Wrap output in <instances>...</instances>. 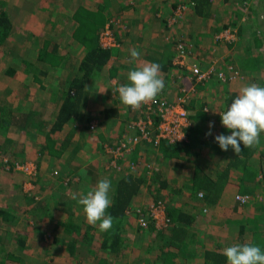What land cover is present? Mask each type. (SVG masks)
I'll return each instance as SVG.
<instances>
[{"label": "trees", "instance_id": "obj_1", "mask_svg": "<svg viewBox=\"0 0 264 264\" xmlns=\"http://www.w3.org/2000/svg\"><path fill=\"white\" fill-rule=\"evenodd\" d=\"M210 1L211 0H190L189 3L191 2V9L193 10L192 13L210 16ZM246 1L248 0L221 1L222 7L219 10L221 17L218 18V23H215L213 26L215 30L213 31L212 35V42H216L220 45L225 42V46L228 50L230 48L231 42L225 41L216 36L218 31L222 28L229 27L234 29V27H236L237 30L235 31L237 33V38L241 37V40L239 38L241 50L238 52V56L235 58L236 62L239 67L245 70H253L258 68L261 63L262 57L260 56L258 47L262 43L261 41L264 34L262 33L255 18L252 17L247 10L244 12L240 11V9H243L242 6H246ZM176 2L177 0H168L163 17L172 16V13L170 12L175 9ZM228 6H232V8H230L229 12H226ZM75 15L77 17L78 23L75 26L70 25L69 28L72 29V38H70V42H68L67 45H63V47L68 45L77 47L76 44H79L76 43L77 41H81V44L85 47L83 49L81 62L79 63V71L72 78H70V81L67 83V87L60 86L58 89L51 87L50 90H48L45 87L50 86L51 83L46 81L44 74L41 73L40 75H37L35 74L36 72L32 70L30 73L33 74L34 81L38 82V87L41 88L38 90L42 93V95H40V93L31 94V103L33 105L28 106L29 104H25L24 96L19 95V90L17 91L18 95H12L10 98L6 96L3 98V100H0V133L3 132L2 134H4L11 124L14 125L13 129L16 128L18 130L19 128L21 130H27V132L29 129L30 131L33 129L31 127H34L37 131L42 132L46 138V141L49 142L47 145L42 146L43 148L47 147L46 150L49 154H61V149H64L62 141L61 148L58 150L54 149V146L52 145L53 142L50 143V141H53V139L50 137V133H53L55 129L60 127L61 123H65L67 121H71L72 123L74 121L80 122L81 127L79 131H87L88 127L90 128L89 124L92 116L90 115L89 111L85 109L87 96L84 90V82L90 76L99 73L98 70L102 68L106 58L109 56L108 49L101 47L96 41L98 31L85 29L88 27V23L93 21L89 20L87 22V19L84 21L80 19L81 11L79 9ZM70 17L72 19V16H68L66 20H68ZM165 17L164 19H166ZM180 20L181 18H178L176 22ZM164 24L166 27L168 26L166 20L164 21ZM11 25V21L6 13L0 11V44L5 38L8 37ZM199 37L202 38V35ZM66 40L67 39H64V42H66ZM197 40L199 41V39ZM180 42L187 47L190 45V42L186 43L184 40H180ZM196 44H198V42H196ZM50 46H53L54 49H56V45L50 44ZM223 50H220L216 57H218L220 54H223L225 52ZM47 54L48 53L45 50L39 54L37 52V58L41 59V61H48L47 58L49 55ZM168 58L171 59L169 56L167 59ZM214 58L215 56L212 59ZM169 59L168 61L170 64ZM24 63H27V66L30 67V69H34L35 63H33V61L31 62V59L25 60ZM171 63L172 67L177 68L178 71L181 72L180 76L182 78L180 88L185 87L186 90H189V87L192 84L191 81H195L196 79L195 72L190 71L185 66V64L183 65L173 62V59ZM167 67L168 66H166L164 70H166ZM223 69H226L225 65ZM3 72L5 74L11 75V73H14V67L9 66L8 69ZM219 81L222 83L225 82L222 80ZM228 81L230 80H227L226 82ZM57 92L60 95L58 97L56 95ZM22 93L25 94L24 91H22ZM190 93L192 95H190L191 103H187V98H185V102H183L185 109L188 110V117L191 121L190 124L185 128V139L174 142H169L166 139H160L156 144L142 139L139 143H137V145L149 144L150 147L152 146V148L157 150V159L151 158L152 155L150 158H146L145 160L140 156H135L134 153H132V150L136 149V146H134L131 150L123 153L128 160H125L123 157L121 159L118 158L117 166H108L112 167V169H108V178H110L112 182V190L110 192L112 204L106 210V214H110L114 220L112 228L104 232L101 239L98 241L97 248L95 249H105L104 251L117 252L121 244L125 245V247L121 250L122 257L119 258L122 259L116 260L118 262L117 264H193L192 262L195 259L200 260V263L198 264H227V259L222 254L226 247L234 246L236 244L243 245L246 243L255 245L253 242V240H255V234L261 233V230H263L262 228H258L257 225L264 224V201L257 205V207L263 208L261 213L259 210H257V207L255 208V218L251 220L252 222L238 224L239 229L234 230L233 233L235 237H233V239H228L227 236L218 234L216 232H207L206 229L201 225L196 226L197 216L193 215V213L189 212V210L185 209L184 207H181L182 205H190V207L193 206L195 208L196 193L199 190H203L204 192L202 203L205 202V204L208 203L215 204L214 206H221L222 204L219 202H224L221 199H230L231 196L233 199H235L236 193H242L241 191L247 192L252 188V186L248 185H251L253 182L252 177L257 172H254V170L264 163V144H262L261 141L258 145L252 148H243V145L241 144V152L237 155L232 150V155L229 157L226 154L227 151H223L217 145H214V143H216L215 136L220 135L221 131H226V128L223 126H213L211 129H209L208 124L204 125L205 127H203L202 120L207 117L205 114H208V110L204 109L203 106L206 107L209 101L207 100L206 96L203 93L201 94L196 88L192 89ZM225 100H228V98ZM41 101L48 102L49 105L46 110L44 107L42 108V104L40 103ZM55 102L59 103L57 110L52 108V105ZM198 104H200V108L197 107ZM15 109L18 111L14 112ZM41 109H43V112ZM114 109L115 108L109 107L107 108V112L110 114L114 111ZM129 109L132 108L130 107ZM142 109L145 110L146 107L143 106ZM191 109L193 112L189 113V110ZM47 111H49V113H46ZM131 113V116H138V114H143L144 112H140L139 110H131ZM151 115H153L152 110ZM50 117L53 118L52 121L49 120ZM71 128L72 126L67 129L69 132L67 133L68 136L71 135L70 133L74 134V128H77V126L74 125V128ZM90 131L92 130L90 129ZM209 131H211L212 134L206 136V133ZM126 132L127 131H124L123 135ZM209 144L214 150L212 153L213 158L208 162H203L201 159H199V154H201L200 152H202L203 149ZM108 145L115 146V142H111ZM39 150L42 152V149ZM103 150L106 152V146L104 144ZM128 153L129 156L127 155ZM224 157H226L225 160L223 159ZM106 159V164H108L109 157L107 156ZM13 161L14 157L9 155L7 161L4 160L2 163L3 165L7 163L9 167L13 166ZM127 161L130 163V166H124V163L126 164ZM185 161L190 162L192 165L191 174L186 180L190 182L189 192L191 190V194L189 195L182 192V187L187 188L188 186L186 185V182H182L180 184L171 183L165 176L162 169L163 165L166 167L172 166L173 168L177 165L175 164L176 162L183 164ZM131 164L140 166L141 169L139 170L138 174H134V171H129L130 167H132ZM119 166L120 168H118ZM242 178H245V180ZM233 192L234 194L232 195ZM145 193H149L150 196L154 197L151 199V201L157 199V195L159 193L164 194L168 222L161 228H157L152 220L149 221L146 226H139L137 224L135 228L136 246H139V248L134 247L136 249L132 251L127 249L125 250V248L130 246V244L129 240L126 241L128 236L124 233V231L129 230V228L133 227L135 224L134 220L135 216L137 215L135 212V207L140 206L145 208L148 205L147 203H142V201L140 202L141 195ZM177 197H179V202H181V204L178 206H176L174 202L176 201ZM134 203L136 206H133ZM248 203L251 202L249 201ZM17 204H19V201H17ZM14 210L16 209L0 207V217L12 219ZM249 210L250 208L248 211ZM200 216L204 218V216ZM240 216L236 218V221L239 220ZM253 224H255V226L251 233L252 237L254 238H252V240H243L244 233L248 231V229L251 228ZM231 227L235 228L232 225ZM72 228H74L75 234H79L77 232H79L80 229H78L76 232L75 223L69 224L67 226V231H71ZM84 229L85 231L82 232L83 235H79L77 240L74 238L73 241H68L66 246H63L62 241L58 240L57 236L53 234H49L48 239H45L44 235L40 234L38 239L39 243L35 245L29 242L28 236L24 233H21L22 235L17 240L21 247H24L29 243L27 247L28 256L30 258L39 254L50 253L51 255V252L47 250V245L50 247V249H55L54 254L60 252L62 248L68 249L70 253L72 251H78L80 253L83 250V247L80 249L82 244H79L81 243L79 240L85 239L84 241H87L89 237L92 239L90 234H86L91 228L86 227ZM163 230L165 231L164 234H166L165 240L167 243H161L160 245H157L156 248V245L152 244L153 241L156 242L154 236H159L158 233H163ZM44 244L46 247H44ZM258 244V246L263 251L264 244L261 242ZM2 247L7 248L6 246ZM153 247L158 250H155V257H149L148 255L150 254V250H152ZM8 251L7 254L0 252V264L8 261ZM126 255L130 256L126 257ZM130 257L132 259H129ZM82 263L83 262L81 261H77L76 264ZM19 264L22 263L19 261Z\"/></svg>", "mask_w": 264, "mask_h": 264}, {"label": "rangeland", "instance_id": "obj_2", "mask_svg": "<svg viewBox=\"0 0 264 264\" xmlns=\"http://www.w3.org/2000/svg\"><path fill=\"white\" fill-rule=\"evenodd\" d=\"M138 0H132L130 1V3H137ZM190 0H177L176 2V7L175 9H173L170 13H172V16H166V19L162 18L160 15H155V11L154 8L156 7L155 4L152 2V0H146L145 1V5H142V8H146L144 12H147L148 10H152L151 14H149V18H146V21L149 23V25L151 26V31L152 33H158V31L160 29H162L163 33H162V38H158V34H153L150 36L149 40L150 41H167V42H171L172 40L174 41V49L173 51L174 56L177 52L176 46L178 44V42H180V40H184L187 42H190V45L184 46L183 47L186 49V55L185 57L182 59L183 63L180 64H185L189 66V70L192 72H195V76L199 73L205 72L207 73V76L205 75L203 77L202 80L199 81V79H195V81H191L192 84L189 87V90H186L185 87H181L180 88V84H181V72L178 71L177 68L171 67L169 68V72H172V74L174 75L175 79H172V83L171 81H169V86L171 85L172 87H169L171 90L167 91V93H169L170 95H166V94H159V99L161 98H168L172 101L177 100L179 97H184L187 98V103L190 104L191 103V93L190 91L194 88L198 89L201 94L203 93L206 96L207 101V105L204 109L208 110V117H209V123L212 122L213 126H222L221 125V119H220V115L219 112H223L227 110V107H229L231 105V103L233 102L235 95L234 94H238L239 90L247 85H250L252 83L257 84L260 87H264V47L262 48V50L259 49L258 47V51L260 53L261 58V63L258 66V68L253 69V70H245L241 67L238 66L237 62H236V56H238V52L241 50L240 48V42H239V38L241 40V37L237 38L235 40V46H233V50L231 51V49L227 50V47L225 46L226 43L223 42V44H217L216 42H212V35H213V31L214 29V24L218 23V18L221 17L219 10L222 7V5H220L221 0H215L213 1V3L210 4V9L209 12H211L210 16L206 15V16H195L194 14L192 15L191 13H189L190 9H187V7L191 6V3H189ZM72 2L73 0H0V11H3L6 13V15L9 17L10 21H11V27H13V30H16L17 27H19V32L15 33V31H10L9 32V36L3 41L2 44H0V86H2L3 88L0 87V100H3V98L6 97V95L8 94V89L9 88H13V82H16V78L18 79L17 73H25V74H29L32 70L36 73H38V69L43 67V66H47V68L45 69L46 71L49 72V75L46 78V81L51 83L50 86L45 87L46 89L50 90L51 87L54 88L53 86V81H55L54 79L56 78L55 74H57L58 77H64L63 75H66V78L64 80L67 79L66 83H68L70 81V76H72V74L70 73L71 69H74L75 65L73 66V64L75 63L76 60H79V57L75 54V50L77 47L68 45V46H61L62 48L60 50L54 49V51H56L54 54L49 55V57L47 58V60H43L40 61L38 63L35 62V66L34 69H30V67L27 66L26 64H21L19 62L15 63L12 62L13 60H9L8 57H11V55L13 53H18V49L21 48L22 46L15 43L16 42V37H20V36H26V37H32L33 39L37 40V39H41L43 38V36H49V40L50 39H56L60 37V33L65 34L66 33V28L70 27V25L72 24V19L71 17L66 20L65 17L67 15L71 14V8H72ZM182 2V3H180ZM38 3L41 4H48V6L50 7V5L52 6V8L48 11L45 12L46 15H40V13L38 12L40 10ZM263 3L264 0H248L245 2L246 6H242L243 9H240L241 12L244 11H248L249 14L255 18V20L257 19L259 21L260 24V29L264 30V8H263ZM50 4V5H49ZM183 4V5H181ZM66 5V9H62L61 6ZM167 6V4H166ZM165 7V6H164ZM180 7H186V11L185 10H181ZM230 8H232V6H228L227 11L229 12ZM164 9V8H163ZM165 11V10H164ZM61 12L64 14L62 19L60 17L59 21L60 22H56L53 24H49V26H46L45 28V32H43L41 35H37V31H35L34 33H30V32H25L22 33V27L25 26L27 24V22H25V18L30 16L31 14L33 15V18L37 21H43L46 19L47 21V16L50 19H54L56 14H61ZM114 8H110V11H106L107 16H109L105 23L108 20H112L113 22L111 23V27L112 29H114V32L116 35H120L121 34V30L120 28H122L121 26H125V24H127V17H124L123 14H126L129 12L128 8H124L120 11L117 12V14H114ZM186 12V13H185ZM160 14V11L158 12ZM185 13V14H184ZM114 14V15H113ZM116 15V16H115ZM31 17V16H30ZM258 17V18H257ZM178 18H181L180 21L176 22ZM65 19V20H64ZM64 20V21H63ZM167 21L168 26L164 27V21ZM110 22V21H109ZM104 23V24H105ZM61 24H66V27L64 26V29H58L57 27L60 26ZM104 24L101 26L103 28ZM101 25V21L100 18L98 17V20L95 22H92L91 24L88 25V29L89 30H98L100 31L102 28H100ZM100 28V29H99ZM160 28V29H159ZM221 30V29H220ZM219 30V31H220ZM57 31V32H56ZM202 35V38H200L199 36ZM15 37V38H14ZM199 39V41L197 40ZM30 40V38L28 39ZM28 40H23L24 41H28ZM149 41V42H150ZM196 42H198V44H196ZM262 42V41H261ZM181 43V42H180ZM262 44V43H261ZM260 44V45H261ZM21 46V47H20ZM232 44L230 45L231 48ZM172 47V48H173ZM224 49V50H223ZM64 50V51H63ZM188 50V51H187ZM220 50L222 51H226L227 53V57L222 55L219 58L216 57V55L220 52ZM257 52V51H256ZM15 54V55H16ZM83 54V53H82ZM215 56L214 59H212ZM36 60L35 58L31 59V62ZM219 60H223L222 62H220ZM62 62H66L62 63ZM176 63V61H175ZM39 64L42 65L39 67ZM14 65L16 68H19L18 71L14 70V73H11V75L5 74L3 71L4 69H8L9 66ZM224 65L226 66V69L224 68ZM48 66H50L49 68L51 70H49ZM231 66V67H229ZM15 68V69H16ZM52 68H54L52 70ZM221 68V69H219ZM79 66L78 68L75 70L76 72H78L79 70ZM5 70V71H6ZM220 70L225 71L226 76L228 77L229 75L231 76L230 81L226 82L227 80H223L221 78H219L217 76L218 72ZM35 75V74H34ZM249 75V76H247ZM33 75H31L32 77ZM201 76V75H200ZM170 78V76H169ZM225 81V86L229 88V91L227 92V95H224L223 90L222 89V83H220L219 80ZM176 80V81H175ZM22 80L19 79V82H21ZM199 82V83H198ZM65 83V82H63ZM85 83V82H84ZM242 83V84H240ZM22 84V82L20 83V85ZM37 86V87H36ZM63 87H67V84H65ZM36 88H40L38 87V82L34 81V83L31 86V89L28 88L30 91L36 92L33 89ZM90 90L92 91V95L93 97L90 99V103L88 104L90 107H88V111L89 112H94V111H98L97 113H100L102 115V110L99 111V109H101L103 107V105H107L106 102V98L104 99L103 97L107 96L108 98H113V95L116 96L118 94L117 91V87H111V88H107V94L104 90H97L95 86L90 85L89 86ZM111 89V90H110ZM184 89V91H183ZM206 91V92H205ZM34 94V93H32ZM37 94V93H36ZM105 95V96H104ZM191 95V96H190ZM217 95V96H216ZM119 96V94H118ZM216 96V97H215ZM221 98L223 99V101L221 102ZM228 98V101L226 102L225 99ZM118 100L120 101V99L118 98ZM88 103V102H87ZM222 103V107H221V111H217L218 106ZM156 104V103H155ZM153 105L152 111L155 114L153 117H150V120L155 121L157 120V115H156V105ZM1 109V106H0ZM18 110H14V112H17ZM191 112H193V110H190ZM145 113V112H144ZM143 113V114H144ZM98 115V114H97ZM135 116L133 117V115L131 117H129L127 119L126 125H125V131H127V123L134 119ZM214 118V119H213ZM95 120V119H92ZM91 120V121H92ZM113 121H118L117 119H114ZM112 121V122H113ZM81 124V123H79ZM107 123H103L100 125L99 129H97L96 131H93L95 128H88V131H90L89 129L92 130V132H87L86 134L87 137L81 136V138L84 139H89L91 140L94 139L96 136L94 134H99L100 132H107L108 129L106 128ZM112 126V125H110ZM152 129L154 130L156 125H149ZM14 125L11 124L9 125V128L6 130V132H4V134H2L3 132L0 133V160H1V165H0V185L2 190L0 191V204H4L3 206H5V208H9L8 204L10 205H17V201H28L31 200L33 196L32 192H28V190H26L25 188H29V187H25L22 185L23 190L21 193V191L17 190L19 188V186L15 183L14 186L11 187L9 186L8 188V182L10 181V179H15L16 176L13 173H9L5 168L4 165L2 163V161H4L5 159H7L10 156L14 157V160H20L21 157L25 154L28 155L29 150L27 148H25L24 152H21L19 150L20 147V142L24 141L23 140V135H18L15 133V131H17V129H13ZM96 127V126H95ZM157 128V127H156ZM228 131L226 129V131H221V134L224 135H230L228 134ZM37 132L36 129L32 130L29 134ZM81 132H86V131H81ZM23 133H27V130H23ZM6 136V137H5ZM27 136V135H25ZM28 137V136H27ZM107 139L110 140H114L116 138V135H110L108 134ZM75 140V139H73ZM260 141L262 144H264V132L263 134H260ZM107 146L109 143H107ZM105 144V146H106ZM214 145H218V143H214ZM136 148L140 147L141 149L139 150V156H142L144 158V160L146 158H154L157 159L156 157V153L157 150H155L154 148H152V146L150 147L149 144H142L140 146H138L137 144L135 145ZM207 147H205L203 149L202 152H200L201 154H199V159H201V161L203 162H208L210 161L213 157V152L214 150L211 148L210 150L212 151H208V153H205ZM220 148V147H219ZM35 152L39 153V148L35 147ZM106 153V152H105ZM104 153V155H106ZM32 154L33 153H29V158L32 162H34L36 164V169L39 170L36 173V178L39 176L40 173H42V175H44L47 178H50L51 181H53L55 183L56 178L53 176V173L55 172L56 168H54L52 171L50 169V171H45L46 168L43 167V165H48L45 161H41L40 159L37 161L35 158H32ZM229 156L232 155V149H229L226 153ZM71 156H73L72 154H70ZM70 156V158H71ZM106 157V156H105ZM125 158V160H128L127 157L122 154L121 158ZM44 158H42L43 160ZM65 159H66V155H65ZM221 159V158H220ZM224 160L226 159V157L223 158ZM40 161V163H39ZM49 162V160H47ZM78 161V160H77ZM80 163V161H78ZM142 162V161H139ZM67 166H65V168H67L70 171H73V166L78 165V163L75 161V163H72L71 160L67 161ZM112 164V163H111ZM184 164V165H183ZM182 166L179 168H175L172 166L171 167H166L163 165V172L165 174V176L168 178V180L171 183H178L180 184V182H186L187 188L182 187V192L184 194H191V190L189 192V185L190 182L186 181L190 174H191V170H192V165L190 162H183ZM38 165V166H37ZM107 167L111 166L110 164H105ZM125 165H129L130 163L125 164ZM132 165V164H131ZM113 167V166H112ZM139 166H135L134 164L132 165V167H130L129 171H134V174H138L139 170H138ZM120 168V166L118 167ZM112 169V168H111ZM177 170V171H175ZM254 170V169H253ZM58 171V169H57ZM257 171V172H256ZM39 172V173H38ZM255 175L252 177L253 182L251 185L248 186H252L251 189H249V193H252L253 195H255L256 201H253L252 199H250L249 201L251 203H244V205H238L236 204L237 202L235 201V199H233V197L231 196L230 199H221L224 202H219L220 204H222L221 206H214L215 204H205V202L202 203L203 201V196H204V192L203 190H199L202 191V195H198V192L196 193V198H195V203H196V207L194 208L193 206L190 207L189 206H184L182 205L181 207H184L185 209L189 210V212L193 213V215L197 216V222H196V226H203L207 232H213V233H218L221 235H226L228 236V234L232 235L233 233V228L231 227L232 224L233 227L238 226V224H243V223H250L252 222L251 220L255 218V214H254V210L257 207V205L260 204V202H262L261 196L263 194L264 191V163L261 164L260 167H257L254 170ZM16 174H19L17 172H15ZM59 173V171H58ZM73 172H70L69 174H67L66 176H64L63 178H69L71 177ZM188 173V174H187ZM41 175V176H42ZM55 176H57L56 174H54ZM243 180H245V178H242ZM20 185V184H19ZM13 190V191H11ZM240 191V190H239ZM235 192V191H234ZM234 192L232 193V195L234 194ZM72 193H70L69 195H72ZM178 196V195H176ZM180 196V195H179ZM154 198L153 196H150L149 193H145L141 195V200L142 203H148L151 202V199ZM162 199L163 201H166L164 199V194L163 193H159L157 195V199ZM32 201V200H31ZM180 199L179 197L176 198L175 205L178 206L181 204V202H179ZM229 202V203H228ZM8 203V204H7ZM138 203V202H137ZM228 203V204H227ZM77 205L78 202L76 203ZM206 205V206H205ZM71 206V205H69ZM133 206H136V204L134 203ZM132 206V207H133ZM252 206V207H251ZM34 207L37 208V205H34L33 202L32 203H27L26 207H23V209H20V211L17 209V211L12 215L14 218L12 219H6L5 217H0V246H6L7 248H3L0 249L1 253H5L7 254V251L9 250L12 254L8 255L7 257L9 258L8 261H6L3 264H19V261L22 264H76L77 261H81L83 262L82 264H117L118 262L116 260H121L119 259L121 256V250L125 247V245H120V248L117 250V252H108V251H104L103 249H95L98 246V242L99 239H96L97 237L99 238L101 235L104 234V232L99 231V227L98 224L96 227H93L91 225H89L86 222V218L84 216L83 213V208L81 207L79 209V212L77 214H75L77 220V222L82 221V223L84 225H86V227H90L91 231L93 230V232H95L96 234V242L93 241V243L91 244V239L89 238L87 241H81V243H79L80 245L82 244L81 248H91V249H83L80 253L77 252H72L70 253L68 250L62 248L60 252H58L56 255L59 256H55L53 258V254L50 255V253H46V254H39L37 256H34L32 258H30L28 256V247L27 245H25L24 247H21L18 243V240L15 239V234L19 235L21 233H24L28 236L29 238V242H31L32 244H38L39 241V236L41 234L40 229L38 228V226H34V222L31 223V227H29L30 229L27 228V225L25 223L27 222H31L33 220H35L36 215L38 214V209L34 211ZM71 207H74V210L77 207L80 206H76L73 205ZM136 208V207H135ZM208 208V209H207ZM250 208V210H252L251 212L248 211V209ZM233 210H235L237 212V210H239V215L240 216L239 220L236 221V214L232 213ZM257 210H259V212L261 213L263 208H259L257 207ZM248 211V212H247ZM166 212V209H165ZM257 214V213H256ZM200 215L204 216L201 217ZM79 217H83V219H79ZM136 217V216H135ZM74 218V217H73ZM133 218V217H132ZM14 222H16L14 224ZM36 222H38L36 220ZM134 225L133 227H130L129 230L124 231V233L128 236V238L126 239V241L129 240V244L130 246L126 247L125 250H129L132 251L137 247L139 248V246H136V233H135V228L137 226L136 223V218L134 220ZM21 224H24L23 227H21ZM154 225L157 228H161L164 225H166V220H164V212L161 215V219L158 222V224L156 225V223H154ZM258 228H262L264 230V226L263 224H258L257 225ZM199 229V228H198ZM162 230V229H160ZM261 230V229H260ZM261 230V233H256L255 234V240H253L255 245H259L258 243H262L264 244V231ZM72 231V230H71ZM91 231H89V233H91ZM164 231V230H163ZM18 232V233H16ZM248 232L250 233V228L248 229ZM165 231L163 233H158L159 236H154L155 237V241L156 242H152V244L156 245L155 247L157 248V245L165 244L167 243L165 238H166V234H164ZM45 234V235H44ZM49 234H53L55 235V232L50 233L48 231L43 232V235L45 237V239L49 238ZM55 236H57L58 240L62 241L63 246L67 245L68 241H73L72 236L70 235V233L67 230H62L60 232H58V234H56ZM130 236V237H129ZM229 237V236H228ZM75 238V237H74ZM92 238V237H91ZM18 239V238H17ZM231 239V238H230ZM32 240V241H31ZM248 240V239H246ZM45 241V240H44ZM125 241V243H126ZM169 241V240H167ZM90 242V243H89ZM124 243V244H125ZM89 244H91L89 246ZM127 245V244H126ZM44 247L45 244H44ZM155 247H153L152 250H150V254L148 255L149 257H155ZM80 248V249H81ZM264 249V246H263ZM47 250H49V252L54 253V250H51L50 247H48L47 245ZM199 251V250H198ZM264 251V250H263ZM125 256V255H124ZM123 256V257H124ZM130 255H126V257H129ZM199 257V256H198ZM129 259H132L131 257ZM200 259V257H199ZM193 264H198L200 263V260L195 259L193 262Z\"/></svg>", "mask_w": 264, "mask_h": 264}, {"label": "crops", "instance_id": "obj_3", "mask_svg": "<svg viewBox=\"0 0 264 264\" xmlns=\"http://www.w3.org/2000/svg\"><path fill=\"white\" fill-rule=\"evenodd\" d=\"M64 1V0H62ZM130 1L132 0H73L72 2V8H71V14L67 15L65 17V19L68 16H72V24L71 25H76L77 22V17L75 15V13L77 12V10L79 9L81 11V15H80V19H82L83 21L87 19V22L89 20L91 21H97L98 17L100 18L101 21V25L100 28H102L101 26L105 23L106 19L109 17L107 16L108 11H110V8H114V14H117L118 11L124 9V8H128L129 12L126 14H123L124 17H127V24H125V26H121L122 28H120V30L122 31L120 35H116L115 32V40H116V44L109 46V47H105L108 49L109 51V56L106 58V61L104 63V65L102 66L101 69H99V73L98 74H94L93 76H90L89 78H87V80L85 81V85H84V90L87 96V102H86V106L85 109L88 110V107H90L88 104L90 103V99L93 97L92 95V91L90 90L89 86H95L97 90H104L107 94V88H111L116 86L117 88H119L121 85H125L128 84V80H127V76L130 70H135L138 67L143 66L145 63H158L161 66V76L164 80V84L165 87L162 90V92L160 94H166V95H170L169 93H167V91H170L171 89L169 87H172L171 85L169 86V81H171L172 83V79L174 78V75L172 74V72H169V68L172 67V59L173 62L174 61V41L172 40L170 43L167 41H150L149 38L151 35L153 34H158V38H162V29H160L158 31V33H152L151 31V26L149 25V23L146 21V18H149V14H151L152 10H148L147 12H144L146 10V8H142V5H145V1L146 0H138L137 3H130ZM215 1V0H213ZM213 1H210V4L213 3ZM222 1V0H221ZM152 2L155 4V15H160L162 18L163 17V13L164 10L166 8V4L168 2V0H152ZM224 4V3H223ZM39 8L40 10L38 11L40 13V15H46L45 12H48L52 6L50 5V7L48 6V4L44 3V4H39ZM220 5H222V2L220 3ZM165 6V7H164ZM66 5L61 6L62 9H66L65 8ZM164 8V9H163ZM192 8L191 6L187 7V9ZM263 8H264V3H263ZM209 9H210V5H209ZM107 11V14H106ZM160 11V14L158 13ZM186 11V8H185ZM192 15H193V10L190 9L189 10ZM186 13V12H185ZM113 14V15H114ZM62 19L63 17V13L61 12V14H56L55 18L52 20L48 18L47 16V21L46 19L43 21H37L33 18V15L31 14L30 16L25 18V22H27V24L25 26H23L22 28V33L25 32H30V33H34L35 31H37V35H41L43 32H45V29L47 28L46 26H49V24H53L56 22H60L59 19L60 17ZM195 16H201L203 17V14H195ZM75 18H74V17ZM116 16V15H115ZM166 18V17H165ZM258 18V17H257ZM64 19V20H65ZM63 20V21H64ZM256 22L259 24V21L256 19ZM92 22L88 23L91 24ZM64 26L66 27V24H61L60 26H58V29H64ZM85 26V25H83ZM260 26V24H259ZM46 27V28H45ZM165 27V25H164ZM19 27H17L16 30H13L14 28L11 27L10 31H15V33L19 32ZM99 28V29H100ZM86 30L88 29L85 28ZM83 30V29H82ZM9 31V32H10ZM93 31H98L93 30ZM114 31V29H113ZM262 33L264 34V30H261ZM57 32V31H56ZM72 29H70L69 27L66 28V33H60V37L56 39H48L49 36H43V38H39L37 40L33 39L32 37H29L30 40H28L29 38L26 36H20V37H16V42L17 44L21 45L18 49V53H13L11 55V57H8L9 60H13L12 62L17 63H21V64H25L24 61L25 60H30L32 58H35L36 60L33 61V63H38L39 60L41 61V59L37 58V52L38 54L40 52H43V50H45L48 54L47 55H52L54 54L57 50H60L63 45H67L68 42H70V38H72L71 35ZM84 32V30H83ZM251 32V31H250ZM9 36V35H8ZM15 38V37H14ZM262 44L259 46V49L262 50V48L264 47V35L262 37ZM6 39V38H5ZM4 39V40H5ZM64 39H67L66 42H64ZM163 39V38H162ZM3 40V41H4ZM23 40H28V41H24ZM96 41L98 42V35L96 38ZM150 41V42H149ZM3 43V42H2ZM1 43V44H2ZM79 44L77 45V48L75 50V54L80 58L79 60H76L75 63L73 64V66L75 65L74 69H71L70 73L72 74V76H70V78H72L77 72L75 71L78 66L79 63L81 62V57H82V53H83V49H84V45L81 44L80 42H76ZM50 44H54L56 45V51H54V47L50 46ZM74 44V43H73ZM49 45V46H47ZM173 47V48H172ZM104 48V47H103ZM130 49H136L140 52V57L138 58V60L130 62ZM64 51V50H63ZM168 52V53H166ZM166 53V54H165ZM228 52H224L223 54L226 55ZM16 54V55H15ZM165 54V55H164ZM170 57V64L169 61L167 59V57ZM220 62H222L223 60H219ZM43 62V61H42ZM224 62V61H223ZM67 64L66 62H62ZM167 63V64H166ZM166 64V65H164ZM14 70L18 71L19 68H16L18 66H14ZM42 66L39 64V67ZM167 67L166 70L165 67ZM50 66H48L49 68ZM186 67L188 69L189 66L186 65ZM16 68V69H15ZM47 68V66H43L41 68L38 69V73H35L37 75H40L41 73L44 74V77L47 78V76L49 75V72L46 71L45 69ZM6 69H4L5 71ZM49 70H51L49 68ZM53 70V68H52ZM31 73L29 74H25V73H17L18 79L16 78V82H13V88H9L8 89V94L6 95L7 97H11L12 95H18L17 91L19 90V95L24 96V102L25 104H29L28 106L33 105L31 103V94L34 93H40V95H42L41 92H39L38 89L41 88H36L33 89L36 92L30 91L28 88L31 89L32 84L34 83V79L33 76L31 77ZM66 75H63L64 77H58L57 74H55L56 78L54 79L55 81H53V86L54 89H58L60 86H64L67 81L64 80L66 78ZM170 76V78H169ZM249 76V75H247ZM19 79L22 80V84L20 85L21 82H19ZM219 80V79H216ZM65 82V83H63ZM220 83H222L220 81ZM242 84V83H240ZM1 88H3L2 86H0ZM37 87V86H36ZM111 90V89H110ZM223 90L224 95H227V92L229 91V88L225 86V82L222 83V89ZM22 91L25 92L22 93ZM206 92V91H205ZM201 93V92H200ZM239 93V92H238ZM119 94V93H118ZM118 94L116 96L113 95V98H108L107 96L103 97L104 99L106 98V102L107 99L109 102H107V105H103V107L101 109H99V111L102 110V115L100 113H97L98 111H94V112H89L90 115L92 116V119H95L97 121V125L95 127V129L93 131H96L97 129H99L100 125L103 123H107L106 128L108 129L107 132H100L98 135L94 134L96 137L94 139L91 138V140L89 139H84L81 138V136L87 137L88 134H86L87 132H92V131H86V132H81L79 131L80 129V122L74 121L73 123L71 121H67V122H63L60 124V127H58L57 129L54 130L53 133H50V137L53 139V141H50V143L53 142V146L55 150H58L61 148V141L63 142V147L64 149H61L60 153H52L49 154L46 150V148H43L42 146L47 145L46 138L44 136V134L40 131L34 132L29 134L32 130H34V127H31L33 129L28 130L27 133H23V129H19L17 131H15L16 134L18 135H23V140L22 142H20V147L19 150L21 152L25 151V148H27L29 150V153H33L32 154V158H35L37 161L40 159L41 161H45L48 165H43L45 169V171H51L56 168L57 171V176H55L53 174V176L56 178L55 183L53 181H51L50 178L45 177L44 175H42V173L39 174V176L36 178L33 177L32 179L28 178L27 174L18 168H15L14 166H9L7 167V165L4 164V168L10 173H13V176L15 174L16 178L15 179H10V181L8 182V188L9 186L12 189V186H14V184L16 183L19 188L17 190L21 191L23 190L22 185L25 187H29V188H25L26 190H28V192H32L33 196L32 197V201L28 200V201H19V204H17L16 206L14 205H10L8 204V207L10 209L14 208V209H18L20 211V209H23V207L27 206V203H32L34 205H37V208L34 207V211L38 209V214L36 215V219L31 221V222H27L25 223L27 225V228L30 229L29 227H31V223L34 222V226H38V228L41 231V234H43V232L48 231L50 233L55 232V235L58 234V232L62 231V230H67V226L69 224H74L76 226V232L78 229H80L79 234H75L74 228H72V231H69L70 235L72 236V238L77 240L79 235H83L82 232L85 231L84 228H86V225H84L82 223V221L77 222L74 220H77L75 214H77L79 212V209L83 206L82 205H77L76 203L78 202V199L83 196L86 195L88 191L92 190V188L95 187V185L98 183L99 180L101 179H109L108 178V169H111L112 167H107L106 161H107V154L105 153V151L103 150V144L105 145L106 142L111 143V142H116L117 139H119V137L121 138L124 131H125V125L127 122V119L131 116V110L129 109L128 106H125L124 104H122L121 101L118 100L119 96ZM57 97L60 96L58 94V92L56 93ZM207 95V94H205ZM235 96L237 94H234ZM217 96V95H216ZM215 96V97H216ZM39 97V96H38ZM160 96L158 95L157 97H155L152 101L151 104L153 103V105L157 102V99ZM44 99V98H43ZM46 100V99H44ZM221 102L223 101V99L221 98L220 100ZM226 102L228 100H225ZM42 105V108L44 107L45 110L48 107V102L45 101H41L40 102ZM59 103H53L52 108H55V110H57ZM156 105V104H155ZM115 108L114 111L112 113L109 114V112H107V108ZM200 108V104H198V106ZM222 107V103L218 106L217 111H219ZM203 108H205V106H203ZM41 111L43 112V109H41ZM50 111V110H49ZM49 111H47L46 113H49ZM221 111V110H220ZM189 113H191V111L189 110ZM98 114V115H97ZM207 117L202 120L203 124L202 126L205 127L204 125L208 124L209 125V117L207 114H205ZM134 117V115H133ZM90 119V120H92ZM114 119H117L118 121H113ZM214 119V118H213ZM49 120H53L52 117L49 118ZM113 121V122H112ZM72 123V124H71ZM74 125L77 126V128H74ZM112 125V126H110ZM70 126H72L71 129L74 128V134L70 133L71 135L68 136L67 133H69L67 131V129L70 128ZM48 128V127H47ZM89 128V127H88ZM90 130V129H89ZM110 134L112 135H116V138L114 140H110L107 139V135ZM228 134H231L230 131H228ZM27 135V136H25ZM75 139V140H73ZM142 145V144H141ZM140 146V145H138ZM35 147L42 149V152L36 153L35 152ZM216 148V147H215ZM141 148L137 147L136 149H133L131 152L134 153L135 156L139 157V150ZM211 149L210 144L207 145V148L205 150V153H208V151ZM40 151V150H39ZM212 151V150H210ZM29 153L28 155H23L21 157V159L23 160H30L29 158ZM104 153L106 155H104ZM70 154H72L73 156H71ZM65 155H66V159H65ZM129 156V153L127 154ZM71 156V158H70ZM106 156V157H105ZM141 158H143L142 156H140ZM42 158H44L42 160ZM158 158V156H157ZM20 159V160H21ZM144 159V158H143ZM49 160V162L47 161ZM71 160L72 163H75V161L78 163V165L73 166V171L68 170L67 168H65V166H67V161ZM80 161V163L78 161ZM15 161V160H14ZM31 161V160H30ZM123 162V160H122ZM40 163V161H39ZM94 163V164H93ZM175 164H177L175 166V168L177 167H181L182 163L176 162ZM0 165H1V160H0ZM38 166V165H37ZM141 169L140 166L138 167V170ZM39 171V170H38ZM177 171V170H175ZM15 172L19 173L16 174ZM70 172H73L71 175V179L68 182L64 181V176H66L67 174H69ZM39 173V172H38ZM188 174V173H187ZM42 175V176H41ZM14 183V184H13ZM181 183V182H180ZM20 184V185H19ZM178 184V183H175ZM2 185H0V191L2 190L1 188ZM13 191V190H11ZM72 195H69L70 193H72ZM73 196L77 197V199H73ZM4 204H0L1 208H5V206H3ZM73 205L76 206H80L77 207L74 210V207H71ZM16 210L13 211V214L16 212ZM232 213L236 214V217H239V210H237V212L235 210H233ZM74 217V218H73ZM12 218H14L12 216ZM79 219H83V217H79ZM36 220L38 222H36ZM16 222H14L15 224ZM234 224H232L233 226ZM24 224H21V227H23ZM29 226V227H28ZM79 226V227H78ZM254 226L255 224H253V226L250 228V233L248 231H246L244 233V237L243 240H252V230H254ZM264 226V224H263ZM235 229H239V226H237V228H233V232ZM89 231H91V229H89L87 231V235L90 234L92 236L91 239V244L93 243V241L96 242L95 238L97 237L95 232H93V230L91 231V233H89ZM18 233V232H16ZM22 234L16 235L15 234V239L17 240V238H20ZM45 235V234H44ZM226 236V235H225ZM229 236V237H228ZM227 238L228 239H233V237H235L234 233H232V235L228 234ZM102 235L96 239H101ZM130 237V236H129ZM90 238V237H89ZM85 239H80L79 241H84ZM98 242V241H97ZM90 243V242H89ZM89 244V245H91ZM98 244V243H97ZM79 246V245H78ZM82 246V245H81ZM81 248V247H80ZM97 248V247H96ZM0 249H2V247L0 246ZM79 249V248H77ZM83 249H88V248H83ZM54 250L55 249H52ZM68 250V249H66ZM8 254H12L10 251H8ZM74 252V251H72ZM71 252V253H72ZM58 253V252H57ZM56 253V254H57ZM51 254H53V257L55 256H59L53 253V251L51 252Z\"/></svg>", "mask_w": 264, "mask_h": 264}, {"label": "clouds", "instance_id": "obj_4", "mask_svg": "<svg viewBox=\"0 0 264 264\" xmlns=\"http://www.w3.org/2000/svg\"><path fill=\"white\" fill-rule=\"evenodd\" d=\"M185 8L183 10H185ZM234 28L237 30L236 27ZM100 31H98V43ZM236 39L237 33L235 31V37L234 40L230 41L232 46L229 49L233 50ZM222 55L224 54H220L217 58ZM139 57L140 52L138 50L130 49V62L138 60ZM127 80L129 83L121 85L117 91L122 104L130 106L134 111L139 110L142 105L152 101L165 87L164 80L161 76V66L158 63H145L135 70H130ZM165 99L168 100V98ZM158 100L159 98L157 102ZM219 115L221 117L222 126L231 133L230 135L220 134L215 136V142L218 143L221 150L228 151L229 148H231L233 152L238 155L241 152V144L243 148L255 147L260 143V134L264 132V87H260L255 83L242 87L231 105L227 107V110L219 112ZM152 116H154V113ZM156 121H158V118L155 122ZM212 127L213 123L210 122L209 129ZM211 134V131H209L206 133V136ZM21 161L27 160H15L13 161V166L15 162ZM5 165L8 167L7 163ZM37 171L36 169V172ZM36 174L27 176L32 179ZM70 179L67 181L64 179V181L68 182ZM111 190V180L101 179L92 190L78 199V204L83 206L86 222L93 227H96L98 224L99 231L101 232L108 231L113 226L114 218L110 214H106V210L112 204L110 196ZM241 192L249 193V191ZM249 194L252 195V200L256 201L255 195L252 193ZM263 197L264 191L261 196L262 201H264ZM73 199H77V197L73 196ZM236 204L239 206L244 205V203L240 204L238 202ZM222 254L226 257L227 264H264V251L256 245L247 243L243 245L236 244L226 247Z\"/></svg>", "mask_w": 264, "mask_h": 264}, {"label": "built area", "instance_id": "obj_5", "mask_svg": "<svg viewBox=\"0 0 264 264\" xmlns=\"http://www.w3.org/2000/svg\"><path fill=\"white\" fill-rule=\"evenodd\" d=\"M184 8L185 7H180L181 10ZM109 21L99 33V44L104 48L117 43L113 29L111 27L112 20ZM216 37L230 42L234 40L235 28H223L218 32ZM176 49L177 52L175 54L174 61H176V63H183L182 59L186 55V49L180 42H178ZM226 74L227 73H225V71L220 70L217 76L223 80L230 79L231 76L229 75L227 77ZM205 75L207 76V73L202 72L197 74L196 78L200 81ZM183 102H185L184 97H179L175 101H169L165 98L159 99L156 104V115L158 118V121L156 122L150 120V117H153L151 115V107L153 106V103L151 104L150 101L149 103L142 105V107L145 106L146 109L143 110L141 107L139 111L145 112V114H138V116L127 123L128 131L117 142H115V146H107L106 144V153L109 157L108 164L117 166V159L120 158L123 153L131 150L142 139L153 142L154 144H156L160 139H166L169 142L185 139V128L190 124V119L188 117V110L185 109ZM153 124L157 127H155L154 131L150 129L151 127L149 126ZM89 125L90 128H95L97 121L90 120ZM5 161H7V159H5ZM14 166L15 168L23 170L29 176L36 174V164L30 160L15 162ZM53 174H57V170H55ZM69 179L70 177L65 178V181ZM198 195L201 196L202 191H199ZM235 199L238 203L243 204L252 199V195L249 193H236ZM147 204L148 205L145 208L140 206L135 208V212L137 214L135 217L136 223L139 226H146L149 221L152 220L157 225L161 219L162 213L164 212V220H166L167 224L168 218L165 212V201L158 198L148 202Z\"/></svg>", "mask_w": 264, "mask_h": 264}]
</instances>
